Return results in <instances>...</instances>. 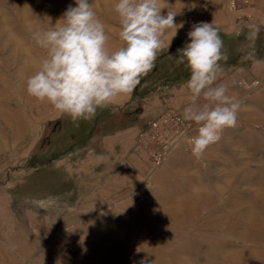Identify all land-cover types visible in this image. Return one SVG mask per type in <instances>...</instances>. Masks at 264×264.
<instances>
[{
  "label": "rangeland",
  "instance_id": "rangeland-1",
  "mask_svg": "<svg viewBox=\"0 0 264 264\" xmlns=\"http://www.w3.org/2000/svg\"><path fill=\"white\" fill-rule=\"evenodd\" d=\"M116 2L93 0L112 50ZM161 2L177 31L166 30L153 70L73 123L26 80L46 55L35 34L75 0H0V264H264V0ZM189 5L220 29L228 59L213 86L239 102L237 124L199 158L179 147L153 172L149 123L192 104L175 59ZM249 24L261 30L254 56Z\"/></svg>",
  "mask_w": 264,
  "mask_h": 264
},
{
  "label": "clouds",
  "instance_id": "clouds-1",
  "mask_svg": "<svg viewBox=\"0 0 264 264\" xmlns=\"http://www.w3.org/2000/svg\"><path fill=\"white\" fill-rule=\"evenodd\" d=\"M161 0H117L114 11L119 17L120 47H108L104 23L93 8V0H75L54 25L35 34L36 44L46 55L38 69L26 80L29 96L50 104L73 123L95 117L97 109L107 107L122 95H130L142 77L155 67L164 47L166 30L175 29L176 13L167 11ZM183 25H179L182 27ZM246 39L254 56L260 27L249 24ZM188 41L178 50L177 64L189 71L186 86L192 104L185 107V120L198 125L191 139V151L199 158L212 144L218 143L226 128L237 124L239 102L230 97L224 84L213 86L221 71L223 51L219 27L214 23H194ZM203 97L207 103H197ZM141 264H147L141 261Z\"/></svg>",
  "mask_w": 264,
  "mask_h": 264
},
{
  "label": "built area",
  "instance_id": "built-area-1",
  "mask_svg": "<svg viewBox=\"0 0 264 264\" xmlns=\"http://www.w3.org/2000/svg\"><path fill=\"white\" fill-rule=\"evenodd\" d=\"M232 1L235 5V0ZM245 1L250 2L251 0ZM194 23H197V9L193 5H189L186 9L187 31L191 29ZM259 83V81L254 82L255 85ZM245 86L246 88H250V85L246 84ZM147 128H149V133L153 135L151 137L157 142V146L151 153L154 172L166 163L176 148L183 147L185 150L191 151V139L197 134L198 125L194 121L185 120L179 112L168 109L158 118L152 120ZM144 136L145 134H142V137ZM218 143L212 144L209 147L217 145Z\"/></svg>",
  "mask_w": 264,
  "mask_h": 264
},
{
  "label": "crops",
  "instance_id": "crops-1",
  "mask_svg": "<svg viewBox=\"0 0 264 264\" xmlns=\"http://www.w3.org/2000/svg\"><path fill=\"white\" fill-rule=\"evenodd\" d=\"M256 50H257V48H256ZM250 60V59H249ZM256 59H253V60H251V61H254L255 63H258L259 61L257 60V61H255ZM260 64V63H259ZM254 65V64H253ZM225 134H226V132L225 131H223ZM222 132V138H223V135H224V133ZM222 138H221V140H220V142L222 141ZM220 142L218 143V144H220ZM217 144V145H218ZM212 147V146H211ZM209 148V147H208ZM171 163V162H170ZM170 165V164H169Z\"/></svg>",
  "mask_w": 264,
  "mask_h": 264
},
{
  "label": "bare ground",
  "instance_id": "bare-ground-1",
  "mask_svg": "<svg viewBox=\"0 0 264 264\" xmlns=\"http://www.w3.org/2000/svg\"><path fill=\"white\" fill-rule=\"evenodd\" d=\"M20 135V134H19ZM18 134L14 135L15 138H17L19 136Z\"/></svg>",
  "mask_w": 264,
  "mask_h": 264
}]
</instances>
